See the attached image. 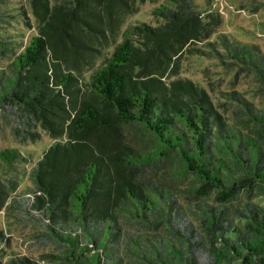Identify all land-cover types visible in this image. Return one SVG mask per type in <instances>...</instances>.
Instances as JSON below:
<instances>
[{"label":"trees","instance_id":"obj_1","mask_svg":"<svg viewBox=\"0 0 264 264\" xmlns=\"http://www.w3.org/2000/svg\"><path fill=\"white\" fill-rule=\"evenodd\" d=\"M145 1L24 0L35 35L18 50L0 32V120L21 145L53 140L33 164L0 150V209L54 247L53 264H264V109L231 91L230 122L203 87L176 78L175 57L216 33L217 14L167 0L157 25L122 30ZM215 43L264 88V55ZM4 241L0 230V264H41L4 262Z\"/></svg>","mask_w":264,"mask_h":264},{"label":"rangeland","instance_id":"obj_2","mask_svg":"<svg viewBox=\"0 0 264 264\" xmlns=\"http://www.w3.org/2000/svg\"><path fill=\"white\" fill-rule=\"evenodd\" d=\"M194 2L204 17L209 13L217 14L221 19V24L209 40L197 45L186 46L175 57L176 78L190 79L195 84L203 87L218 110L230 122L236 121L235 115L231 112V108L228 112H223L221 105L229 100L232 101L227 97V94L231 91L241 93L254 106L264 109V88H261L254 73L240 72L236 75L238 67L231 63H238L232 59H225L224 54L226 53L221 46L216 45L221 55H217L208 47V43H215L225 36L230 42L235 41L239 46L248 49L254 47L259 54L264 55V0H194ZM166 3L167 0H146L144 3L139 4L138 13L126 19L122 30L130 25H137L142 22L157 25L158 21L154 19L152 12L159 5ZM22 8L28 17L18 16L19 13H22ZM4 12L5 15H14V18L5 17L7 22L0 24V32L4 38L10 37V40H21L22 42L17 49L22 50L36 33L34 21L24 0H8L0 8V13ZM21 20L26 21L30 26L20 22L14 23V21ZM121 39L122 36L120 35L118 42ZM190 47L202 49L205 52H189ZM9 55L10 53L5 56L0 55V63L9 59ZM223 61L226 64H223ZM90 73L88 72L85 75L88 76ZM168 77H170L169 73L165 76L166 81ZM173 77L175 76L170 79ZM52 142L53 140L43 133L40 140L21 145L16 140L10 127L0 120V150L17 148V150L23 152L26 158L32 161V164ZM140 143L142 142L138 139V144ZM32 164L26 166L19 164L17 169L24 172ZM180 184L181 188L186 187L185 183ZM28 185V182L23 180L19 191L25 189ZM257 202L264 205V198L259 199ZM0 230L5 236V244L2 250L4 262L10 257L28 256L41 264H53L47 262L44 257L47 254H56L54 247H45L38 244L33 238L35 230L14 219L6 207L0 209Z\"/></svg>","mask_w":264,"mask_h":264}]
</instances>
